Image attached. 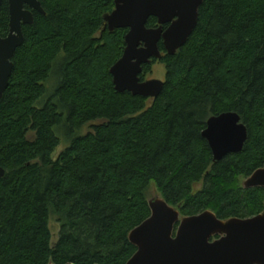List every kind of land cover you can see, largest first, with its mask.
I'll list each match as a JSON object with an SVG mask.
<instances>
[{"label":"trees","instance_id":"obj_1","mask_svg":"<svg viewBox=\"0 0 264 264\" xmlns=\"http://www.w3.org/2000/svg\"><path fill=\"white\" fill-rule=\"evenodd\" d=\"M38 1L45 13L31 10L33 24L22 26L0 99V264H126L136 251L128 234L150 214L151 183L180 216L263 210L264 189L237 179L264 164V0H203L175 54L158 44L165 78L156 98L114 89L109 69L127 32L103 20L114 0ZM8 23L3 0L1 37ZM228 111L247 140L214 161L202 131Z\"/></svg>","mask_w":264,"mask_h":264},{"label":"water","instance_id":"obj_2","mask_svg":"<svg viewBox=\"0 0 264 264\" xmlns=\"http://www.w3.org/2000/svg\"><path fill=\"white\" fill-rule=\"evenodd\" d=\"M7 1L9 30L5 37L0 36V99L13 71L12 58L24 41L22 26L33 24L31 10L45 13L38 0ZM202 2L114 0L113 10L103 15L106 27L110 32L127 29L122 55L109 69L117 92L147 98L161 93L164 81L140 80L142 67L161 58L160 41L169 55L186 43L196 27ZM151 17L157 20V26H147ZM202 137L213 160L220 161L242 150L247 128L236 112L228 111L209 117ZM4 174L0 166V178ZM242 186L264 189V164ZM148 206L149 216L128 234L136 251L126 264H264V208L248 218L219 219L211 210L180 216L178 208L169 205L161 195L148 199Z\"/></svg>","mask_w":264,"mask_h":264},{"label":"rangeland","instance_id":"obj_3","mask_svg":"<svg viewBox=\"0 0 264 264\" xmlns=\"http://www.w3.org/2000/svg\"><path fill=\"white\" fill-rule=\"evenodd\" d=\"M159 60H154L153 62L150 63V69L149 71L145 72V79H159V80H164L165 78V66L164 64ZM144 79V80H145ZM55 80L52 78L50 80V84H54ZM87 129L84 128L82 129L81 133H84ZM61 145L56 149L55 152H59L60 150H62L64 148L65 143L63 142V138L61 139ZM245 177H239L237 179V183L240 185L242 184V182L245 180ZM203 186V182L200 181L197 184L194 185L193 189L194 191H198L199 189H201ZM147 199H152L157 195H160V193L158 192L157 188L154 186L153 183H151L149 185V188L147 190ZM49 229L51 232V243H54L57 238H58V232H59V224L57 222V218L54 215L50 216L49 219Z\"/></svg>","mask_w":264,"mask_h":264}]
</instances>
